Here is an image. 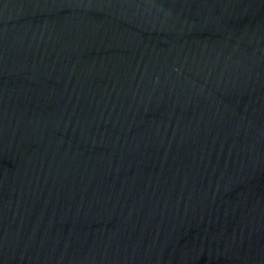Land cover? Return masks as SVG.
Instances as JSON below:
<instances>
[{
	"label": "water",
	"instance_id": "1",
	"mask_svg": "<svg viewBox=\"0 0 264 264\" xmlns=\"http://www.w3.org/2000/svg\"><path fill=\"white\" fill-rule=\"evenodd\" d=\"M0 264H264V0H0Z\"/></svg>",
	"mask_w": 264,
	"mask_h": 264
}]
</instances>
